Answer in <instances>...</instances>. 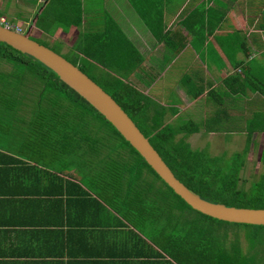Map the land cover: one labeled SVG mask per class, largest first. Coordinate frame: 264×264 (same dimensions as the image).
<instances>
[{
  "label": "trees",
  "instance_id": "obj_1",
  "mask_svg": "<svg viewBox=\"0 0 264 264\" xmlns=\"http://www.w3.org/2000/svg\"><path fill=\"white\" fill-rule=\"evenodd\" d=\"M127 1L158 41L174 44L176 31L165 28L162 0L159 3L157 0ZM41 5L34 12L28 29L35 26L52 35L57 27L66 32L70 26L83 25L87 8L84 9L82 0H42ZM263 6L264 0L254 15L259 13L264 18ZM105 9L101 14L103 25L95 30L82 26L70 46L73 54L62 55L114 98L186 186L211 201L264 207V169L253 179L242 176L246 158L255 146L253 132L264 130V105L247 121L245 143L241 149L232 153H211L192 146L189 135L199 130L198 125L174 118L178 111L173 104L156 97L150 87L155 79L150 83L148 72L144 73V86L136 82L140 81L136 78V70L140 68L142 54L111 11ZM193 24L185 26L197 30L199 25ZM250 60L248 63L236 61L235 64L242 66L222 78L224 90L221 93L245 94L249 90L264 97V64L260 65L255 58ZM2 62L9 66L3 67ZM181 83L191 84L188 73H183ZM186 90L191 92L190 88ZM202 91V87L195 88L190 96L197 98ZM207 95L223 98L215 88L209 89ZM208 128L212 127L206 130H210ZM2 139L18 148L14 152L16 156L0 151V163L10 159L20 163L39 162L45 166L52 163L55 169L73 163L83 171H92L93 183L74 179L57 183L59 187L54 194L65 196V199L59 200L60 220L53 225L55 228L66 225L64 232L60 230L64 241H70V235L79 232L81 235L91 233V226H118L122 227L123 233L113 240L123 249L120 252L123 257L131 256V253L156 260L164 257L158 264H212L221 257L222 249L212 241L217 230L211 222L229 221L193 209L99 111L53 70L33 56L0 41V142ZM260 160L264 166V150ZM12 191L9 185L8 188L0 185L2 193ZM74 201L88 215L77 216L74 220L67 210V202ZM243 224L264 227V224ZM53 232L57 233V229ZM65 248V253L72 256L70 244L65 243ZM131 248L136 252H130ZM63 249L55 254H63Z\"/></svg>",
  "mask_w": 264,
  "mask_h": 264
},
{
  "label": "crops",
  "instance_id": "obj_2",
  "mask_svg": "<svg viewBox=\"0 0 264 264\" xmlns=\"http://www.w3.org/2000/svg\"><path fill=\"white\" fill-rule=\"evenodd\" d=\"M2 1L0 0V9L4 8ZM29 1L32 2L29 5L33 6L41 0H22L20 4L31 7L26 4ZM82 1L84 9H87L84 11L83 25L80 26L91 30L100 28L101 26H95L96 24L91 22L95 9L94 0ZM105 1L112 4L111 0ZM118 1L120 13L116 5V9L111 7L114 11V14H111L142 54L140 68L136 70V78L141 81V85L146 81L145 72L158 70L161 76L175 67L177 77L167 82L162 81V84L155 78L157 86L153 91L161 101L173 104L176 112L178 111L174 118L180 117L198 125L199 130L191 133L189 137L199 133L204 134L203 136L236 137L237 129L238 133L246 137L247 121L253 112L263 109L264 97L249 90L245 94L238 93L230 99L237 98L238 104L231 102L235 105L229 106V111L221 109L219 113L208 110V102L205 103L204 99L208 101L207 97L210 96L207 93L211 88L224 90L222 78L242 66L235 64L236 61L248 63L250 59L255 58L260 65L264 64V18L259 13L254 15L261 8L263 0L254 6L250 0H162L165 28L176 31L173 45L158 41L127 0ZM159 1L157 0L158 3ZM200 9L201 12H198ZM31 16L32 14H28L24 18L31 23ZM138 20H141L142 26ZM193 23L199 25L197 30H189L195 28L185 26L194 25ZM214 24L217 25L213 27ZM248 26L252 29H248ZM56 32L57 30L54 33ZM199 57L201 60L197 61ZM178 64L184 68H180ZM185 72H189V86L181 83ZM208 75H213L216 81L208 79ZM218 83L222 87H217ZM175 84L178 90L174 92ZM198 87H202L203 91L197 98H192L190 94ZM187 88H190L191 92L187 91ZM220 98L219 95L216 96L218 102L223 101V98ZM234 118L240 120L234 122ZM207 127L212 128L206 130ZM263 135L264 130L253 132L255 146H264L259 145L256 139V136ZM17 148L13 143L6 144L4 139L0 142L2 153L16 156ZM4 158L6 160V157ZM31 166L38 170L32 169ZM93 177L91 170L83 171L73 163L55 169L52 163L45 166L39 162L20 163L11 159L2 161L0 185L2 188H8L9 185L13 191L10 194L0 192V264H158L163 261L164 257H158L156 260L144 255L133 256L135 253H131V256H121L123 249L113 240L123 233L122 227L118 228L117 225L91 226V233L81 235L79 232L78 235H70V241H64L60 230L64 232L66 225L56 228L53 225L60 220L59 200L65 199V196L54 194L59 187L57 183L64 184L70 179L93 183ZM72 186L74 190L75 186ZM67 210L74 220L88 215L75 201L67 202ZM55 229L57 233L54 234ZM65 243L70 244L72 256L65 253ZM62 248L63 254L56 255L55 252L58 254ZM130 252L136 251L131 248ZM220 264H225L224 258Z\"/></svg>",
  "mask_w": 264,
  "mask_h": 264
},
{
  "label": "rangeland",
  "instance_id": "obj_3",
  "mask_svg": "<svg viewBox=\"0 0 264 264\" xmlns=\"http://www.w3.org/2000/svg\"><path fill=\"white\" fill-rule=\"evenodd\" d=\"M22 0H3L1 4L4 6V8H1L0 15H4L7 20L13 24L17 25L20 27L23 31H27L28 34L41 42H45L47 46L51 47L54 50H57L60 54H63L65 56H71L73 53L70 50V46L72 43H74L75 39L77 38L81 26L79 27H69L67 31L69 32H64L60 30L61 28L57 27L55 31L57 30L56 33H53L50 36H47L43 31L39 30V28H35V26H31L30 29L29 27V21H27V18H24L25 16L27 17L28 14H32L31 17H33L34 12L37 9H40L41 2H36L35 5L31 6L29 3L32 4V2H27L28 6L31 7H26L20 4ZM260 0H250V3H254L256 5ZM112 4L110 5L109 1L105 0H94V13L92 14L91 17V22L92 24H96L95 26H101L103 25V16L101 18V14L108 8L110 9V13L114 14V11L111 10V7L116 9L117 5V11L120 13V7H119V1L118 0H111ZM235 3V2H234ZM22 6H20V5ZM115 6V7H114ZM252 6V5H251ZM39 7V8H38ZM31 11L33 13H31ZM5 13V14H3ZM33 20V18L31 19ZM29 22V23H28ZM138 23L143 25L141 20H138ZM28 29V30H27ZM248 29H252L251 26H248ZM54 31V32H55ZM73 37V38H72ZM61 40V41H59ZM201 56V55H200ZM201 58L197 59V61H200ZM1 65L3 67H8V63L2 62ZM175 65V64H174ZM180 68H184V63L183 65H180ZM175 67L172 68V71H169L167 73H163L160 76V71H150L148 74L150 75V83L151 80L154 78H158L159 83L162 84V81H169V80H174L177 77V72L174 69ZM179 68V67H178ZM189 74V72H188ZM157 76V77H155ZM208 79L211 81H216V78L213 75H208ZM133 80H136L133 78ZM140 86L141 81H136ZM140 82V83H139ZM151 88L154 90V87L157 86V81L152 82L150 84ZM219 86V83L217 87ZM222 87V86H219ZM216 92L220 93L223 97V101L218 102L216 98H211L207 97L206 101L204 99V102H208V110L210 111H218L220 109L223 110H228L230 109L229 106L235 105L232 104L231 102H237V98L230 100L233 96H236L237 94H224L221 93L220 88H215ZM177 87L175 84V87L173 91H177ZM215 94V93H214ZM230 100V101H229ZM231 103V104H230ZM237 117V116H236ZM238 118V117H237ZM234 118V122H238V120L242 119V115L240 119ZM238 129L235 130L238 136L233 137L232 136H221V135H215V136H203L204 134L199 133L197 135L192 134L189 137V141L191 142V145L194 147H199V148H205V150H208L211 153H218L225 151L227 153H232L233 151L239 150L244 146L245 142V135L238 133ZM257 143L259 145H264V135L263 136H256ZM256 143L254 142L253 145ZM254 147V148H253ZM252 150H250L245 166L242 170V176L243 178L249 180L255 178L260 171L264 169L263 164L261 163L260 160V153L261 151L264 150V146H253ZM148 176H151L154 180H156L157 183L160 185H163V183L155 177L153 174L150 172L146 171ZM246 185L248 184V181L245 183ZM211 224L215 225V229L217 230L214 233V237H212V241L214 240V243L219 245L220 248L222 249V255L219 259H216L212 262V264H218L221 262V259L224 258V261H226V264H243L246 262V264H264V227H252L243 223H233V222H219V221H212Z\"/></svg>",
  "mask_w": 264,
  "mask_h": 264
},
{
  "label": "water",
  "instance_id": "obj_4",
  "mask_svg": "<svg viewBox=\"0 0 264 264\" xmlns=\"http://www.w3.org/2000/svg\"><path fill=\"white\" fill-rule=\"evenodd\" d=\"M0 41L33 56L53 70L63 82L99 111L139 152L160 178L193 209L229 222L264 224V207L235 206L211 201L186 186L175 176L148 138L114 98L62 54L32 38L27 31L17 30L1 23Z\"/></svg>",
  "mask_w": 264,
  "mask_h": 264
},
{
  "label": "built area",
  "instance_id": "obj_5",
  "mask_svg": "<svg viewBox=\"0 0 264 264\" xmlns=\"http://www.w3.org/2000/svg\"><path fill=\"white\" fill-rule=\"evenodd\" d=\"M0 23L9 27H13L17 30H21L20 27H18L17 25L11 24L4 15H0Z\"/></svg>",
  "mask_w": 264,
  "mask_h": 264
},
{
  "label": "clouds",
  "instance_id": "obj_6",
  "mask_svg": "<svg viewBox=\"0 0 264 264\" xmlns=\"http://www.w3.org/2000/svg\"><path fill=\"white\" fill-rule=\"evenodd\" d=\"M21 29V28H20ZM22 30V29H21Z\"/></svg>",
  "mask_w": 264,
  "mask_h": 264
}]
</instances>
